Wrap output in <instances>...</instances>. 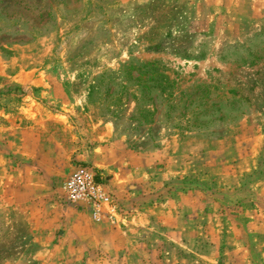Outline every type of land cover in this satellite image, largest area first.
<instances>
[{"label":"rangeland","instance_id":"374dc122","mask_svg":"<svg viewBox=\"0 0 264 264\" xmlns=\"http://www.w3.org/2000/svg\"><path fill=\"white\" fill-rule=\"evenodd\" d=\"M0 264H264V0H0Z\"/></svg>","mask_w":264,"mask_h":264},{"label":"built area","instance_id":"2783aa9c","mask_svg":"<svg viewBox=\"0 0 264 264\" xmlns=\"http://www.w3.org/2000/svg\"><path fill=\"white\" fill-rule=\"evenodd\" d=\"M59 192L62 201L85 211L93 221L117 217L118 204L109 183L90 165H76L61 182Z\"/></svg>","mask_w":264,"mask_h":264},{"label":"crops","instance_id":"0c3cea01","mask_svg":"<svg viewBox=\"0 0 264 264\" xmlns=\"http://www.w3.org/2000/svg\"><path fill=\"white\" fill-rule=\"evenodd\" d=\"M88 165V164H87ZM90 166H92V167H94L95 168V166L94 165H90ZM102 172V171H101ZM102 174H103V172H102ZM109 187H110V185H109ZM112 191V190H111ZM76 208V207H75ZM78 209V208H77Z\"/></svg>","mask_w":264,"mask_h":264}]
</instances>
